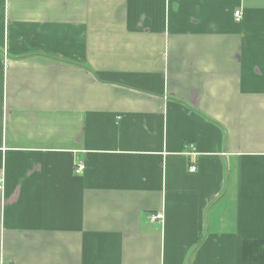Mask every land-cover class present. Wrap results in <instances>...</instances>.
Masks as SVG:
<instances>
[{"label":"crops","instance_id":"0c3cea01","mask_svg":"<svg viewBox=\"0 0 264 264\" xmlns=\"http://www.w3.org/2000/svg\"><path fill=\"white\" fill-rule=\"evenodd\" d=\"M0 175V264H264V0H0Z\"/></svg>","mask_w":264,"mask_h":264},{"label":"built area","instance_id":"2783aa9c","mask_svg":"<svg viewBox=\"0 0 264 264\" xmlns=\"http://www.w3.org/2000/svg\"><path fill=\"white\" fill-rule=\"evenodd\" d=\"M236 21H239L240 18V12L236 11L234 13ZM85 169V166L83 163H78L76 164V167L74 168V173L75 174H81ZM190 171L194 172L195 171V167L191 166L190 167ZM3 185H4V178L2 175H0V191L3 189ZM151 221H157V220H162L163 219V214L162 213H157L155 215L151 216Z\"/></svg>","mask_w":264,"mask_h":264}]
</instances>
